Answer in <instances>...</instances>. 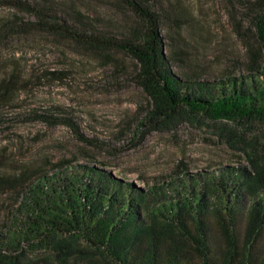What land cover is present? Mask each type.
Returning a JSON list of instances; mask_svg holds the SVG:
<instances>
[{
  "label": "trees",
  "instance_id": "trees-1",
  "mask_svg": "<svg viewBox=\"0 0 264 264\" xmlns=\"http://www.w3.org/2000/svg\"><path fill=\"white\" fill-rule=\"evenodd\" d=\"M116 2L134 19L117 36L86 26L70 7L56 10L53 0H0V8L33 19L9 18L0 28L47 32L130 56L147 111L164 125L184 112L264 124V0L241 3L256 43L248 45L246 74L212 81L171 69L165 40L174 42L169 34L182 25L172 18L180 0ZM15 80L11 74L0 81V106L16 92ZM251 168L256 173L243 165L184 172L143 189L94 164L66 163L52 178L39 177L22 191L27 199L13 216L22 229L0 231V264H264V172L253 163ZM25 243L49 253L29 259Z\"/></svg>",
  "mask_w": 264,
  "mask_h": 264
},
{
  "label": "rangeland",
  "instance_id": "rangeland-1",
  "mask_svg": "<svg viewBox=\"0 0 264 264\" xmlns=\"http://www.w3.org/2000/svg\"><path fill=\"white\" fill-rule=\"evenodd\" d=\"M53 1L56 10L70 7L86 26L110 35L134 21L116 0ZM242 1L180 0L172 18L182 25L169 34L174 42L165 40L176 75L212 81L246 74L248 45L256 43ZM15 17L33 20L0 8V21ZM135 65L126 54L99 52L63 36L1 31L0 81L15 75L16 92L0 106V231L21 228L13 216L27 199L22 191L66 163L94 164L143 189L227 165L252 169L253 163L264 172L263 123L184 112L164 125L147 111ZM24 246L29 259L49 253Z\"/></svg>",
  "mask_w": 264,
  "mask_h": 264
}]
</instances>
